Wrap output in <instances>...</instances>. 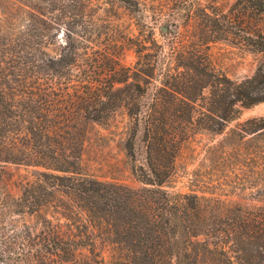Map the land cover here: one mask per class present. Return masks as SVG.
Instances as JSON below:
<instances>
[{
  "label": "trees",
  "instance_id": "trees-1",
  "mask_svg": "<svg viewBox=\"0 0 264 264\" xmlns=\"http://www.w3.org/2000/svg\"><path fill=\"white\" fill-rule=\"evenodd\" d=\"M118 3L138 15L136 0ZM193 6L177 4L166 26L195 24L192 38L166 49L143 33L135 64L125 66L120 55L133 48L125 37L87 51V26L98 43L108 15L102 0H0V264H264V115L238 125L239 140L253 141L252 198H221L218 190L236 192L223 179L164 188L191 135L221 134L264 102V0H234L226 12ZM217 41L261 53L253 74L233 80L216 70ZM118 110L137 186L81 171L88 125ZM229 156L221 150L220 159ZM7 165L24 171L17 193Z\"/></svg>",
  "mask_w": 264,
  "mask_h": 264
},
{
  "label": "rangeland",
  "instance_id": "rangeland-1",
  "mask_svg": "<svg viewBox=\"0 0 264 264\" xmlns=\"http://www.w3.org/2000/svg\"><path fill=\"white\" fill-rule=\"evenodd\" d=\"M139 10L134 16L131 11L121 7L118 0H102L106 14L105 21L99 22L100 33L99 42L92 43L89 40L91 26H87L84 37L88 47V52L92 53L95 47L110 48L111 45H118L123 37L127 38L133 45L125 47L120 60L125 66H133L137 60L134 47H139L138 41L144 38L148 31L152 32V37L158 43H163L167 48L176 45L178 42H185L191 35L197 32L195 24L186 27L180 26L174 32L163 30L162 26H167L169 14L172 8L181 2L192 3L193 7L205 8L210 11V7L226 12L234 0H136ZM185 1V2H183ZM140 16V17H139ZM260 25L264 31V16ZM142 30V31H141ZM80 33L77 37L80 39ZM139 43V42H138ZM97 44V46H96ZM94 45V46H93ZM148 46V43L145 44ZM94 47L91 49V47ZM153 50V49H152ZM151 49H144L143 53L152 52ZM210 59L216 70L225 73L233 80H240L253 74L258 59L262 56L250 53L241 44L232 45L226 41H217L210 44ZM264 115V102L255 104L248 108H243L239 117L228 123L221 134H210L198 132L191 135L183 144L177 160V174L175 182L164 188L171 192H187L192 184L199 187H213L218 185V180L223 179L236 187L235 194L224 195L218 190L221 198L232 201H245L253 196L250 195V181L247 178L248 158L253 141L250 135L239 140V123ZM126 116L122 110H118L105 124L90 123L84 142V149L81 159V171L92 175L102 181H117L137 186L133 180L126 157L123 150L122 139L124 137V126ZM229 135L228 141L224 137ZM264 141V135L261 136ZM260 144V143H259ZM263 145V144H262ZM221 150H226L230 154L227 160L220 159ZM262 154H259L260 162ZM9 176V185L13 193L18 192V174L24 173L17 170L14 165L5 167ZM260 186V185H259ZM198 187V186H197ZM245 188V189H243ZM222 193V194H221Z\"/></svg>",
  "mask_w": 264,
  "mask_h": 264
},
{
  "label": "water",
  "instance_id": "water-1",
  "mask_svg": "<svg viewBox=\"0 0 264 264\" xmlns=\"http://www.w3.org/2000/svg\"><path fill=\"white\" fill-rule=\"evenodd\" d=\"M170 27L173 29L172 25H170ZM162 29L165 31V30H167V27L166 26H162Z\"/></svg>",
  "mask_w": 264,
  "mask_h": 264
}]
</instances>
